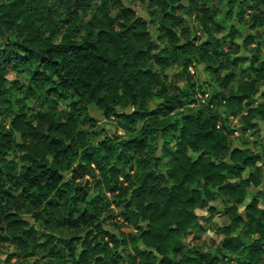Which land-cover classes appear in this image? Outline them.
<instances>
[{
  "label": "trees",
  "instance_id": "1",
  "mask_svg": "<svg viewBox=\"0 0 264 264\" xmlns=\"http://www.w3.org/2000/svg\"><path fill=\"white\" fill-rule=\"evenodd\" d=\"M147 1L150 20L123 0H0L8 260L264 264V0ZM113 206L135 232L106 227Z\"/></svg>",
  "mask_w": 264,
  "mask_h": 264
},
{
  "label": "rangeland",
  "instance_id": "2",
  "mask_svg": "<svg viewBox=\"0 0 264 264\" xmlns=\"http://www.w3.org/2000/svg\"><path fill=\"white\" fill-rule=\"evenodd\" d=\"M123 2L133 8L137 14L142 17L143 19L146 20H150V12L148 10V1L147 0H123ZM191 20H195V18H193V16L191 17ZM240 26V31H242L241 33H244L246 35L252 33V34H256V32L254 31H249L248 27L243 26L242 24L238 23ZM243 26V27H241ZM150 34L155 38V40L157 41V38L159 37V32L157 30V26H150L149 29ZM224 35H226L225 32H222L221 34L218 35V37H223ZM240 42L243 41V37L239 39ZM259 41H256L255 43H258ZM158 45H160V48L165 47V44L163 42H160L159 40L156 42ZM255 46V45H254ZM253 48V46L251 47ZM264 53V52H263ZM247 64L244 66L246 67ZM176 73H178V71H169V75L170 76H174ZM190 73L196 75V79L197 81H200V83H205L211 82V77L213 75L212 71H207L205 66H198L196 69L195 68H191L190 69ZM9 80L11 82L15 81L18 79V76L15 72H12L9 76H8ZM181 86H185V84H180ZM206 103V102H205ZM157 103H154V105H152V108L154 109L156 107ZM63 109L67 108L66 105H62L61 106ZM91 116L95 119H97L101 126L106 130L107 134L109 136H114V135H118V136H122L124 137V131L123 130H119L115 124L113 123V120H107L106 118H104L103 113L101 111H99L98 109H92L91 110ZM232 126L234 127H241L239 125V120L238 119H233L232 118ZM250 134H247L248 138H249ZM236 136H238V139L236 140V143L239 145L242 142V138L240 137V134H237ZM240 137V138H239ZM118 209H116L114 206L111 207L102 217V219L106 218V220H104L103 223H105L106 227H108L109 229H112L114 231H117L118 233H120V231H124V232H135L132 228H129L128 226L125 225V223H123V221L121 219H119L118 217L115 219L116 215H118ZM199 215L201 216H205L207 217L208 214L205 212H201L198 211ZM111 215V216H110ZM114 219V220H113ZM117 220V222L121 223V229L117 230L114 226L113 223H115V221ZM216 223H218L219 226H223L225 225L227 222L225 219L222 218H216ZM220 237H218L214 231V229L212 228L206 235L203 236V240L202 242H206V246L208 248L209 251H211L212 253H216L218 250V246H219V241ZM8 254H9V250L6 252L4 251L3 253H0V264H16L17 260L16 259H12L11 261L8 260Z\"/></svg>",
  "mask_w": 264,
  "mask_h": 264
},
{
  "label": "built area",
  "instance_id": "3",
  "mask_svg": "<svg viewBox=\"0 0 264 264\" xmlns=\"http://www.w3.org/2000/svg\"><path fill=\"white\" fill-rule=\"evenodd\" d=\"M208 98V95H206L205 97H204V100H206Z\"/></svg>",
  "mask_w": 264,
  "mask_h": 264
}]
</instances>
